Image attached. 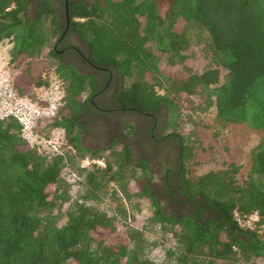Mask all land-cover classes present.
Wrapping results in <instances>:
<instances>
[{"label":"trees","instance_id":"trees-1","mask_svg":"<svg viewBox=\"0 0 264 264\" xmlns=\"http://www.w3.org/2000/svg\"><path fill=\"white\" fill-rule=\"evenodd\" d=\"M26 2L0 0V41L10 42L9 61L20 67L13 88L23 96L34 87L49 85L44 77L48 66L41 58L48 47L66 113H57L44 125L60 128L73 151L41 154L28 143L16 117H0V264H154L148 257L150 245L159 241L154 236L147 239L145 232L172 241L161 264H211L231 258L234 246L244 257L264 260V239L233 219L234 209L244 218L257 213V225L264 226V0H172L164 16L157 0H84L70 6V28L90 59L114 70L123 83L113 97L117 109L150 113L163 107L169 122L180 126L177 99L197 94L204 99L199 102L203 110L213 108L222 125L244 123L263 131L252 154L250 180L243 186L226 169L188 178L184 161L189 147L175 130L165 135L180 145L178 163L164 165L162 171L174 180L169 184L171 202L192 207L181 216L164 211L150 177L139 180L138 172L153 174V168L144 160L133 162L127 142L114 137L117 146L111 150L112 145L93 150L81 144L77 118L88 100L82 95H92L97 79L55 60L50 36L61 28L52 3L43 0L35 16L26 17ZM199 46L208 60L201 72L186 75L176 70L166 75L170 66L183 63ZM162 77L170 81L177 101L156 92ZM125 127L134 131L130 123ZM87 156L103 157L105 166H81L77 160ZM127 172L147 199L150 218L140 227L126 225L114 237L112 218L92 203H102L97 190L102 180L115 181L118 187L110 190L108 203L115 201L116 213H122L119 193H128ZM73 185L78 188L76 196L59 225L53 204L57 198L69 200L66 191L59 194ZM166 224L172 226L169 235L159 231Z\"/></svg>","mask_w":264,"mask_h":264},{"label":"rangeland","instance_id":"rangeland-1","mask_svg":"<svg viewBox=\"0 0 264 264\" xmlns=\"http://www.w3.org/2000/svg\"><path fill=\"white\" fill-rule=\"evenodd\" d=\"M171 2L172 0H157L159 14L164 16L171 6ZM27 16L30 15L27 14ZM55 36L56 35L50 36L51 43ZM202 44L203 43L200 45ZM196 45L197 44H195V46ZM9 47L10 42L7 40L0 41V117L11 112L23 114V117L28 118L27 121L33 125V131H30L31 129L24 130L28 143L31 146H36L37 151L40 150L41 152V150H43V153L49 154L51 153V144H49L48 141L52 143L61 140L63 131L52 125L44 126V123L57 113H66L65 109L61 108L63 91L61 81L53 72L54 61L47 54L48 47H44L41 52V58L45 61V65L48 66L47 73L44 77L48 80L49 85L47 87H34L29 91V95L20 96L13 88L14 78L20 71V67H16L10 63L8 53ZM201 49L200 46L197 47L194 54L191 56L188 54V57L183 60V63L170 66L166 75L169 77V75L176 70L186 75L201 72V70L208 65V60ZM159 80L161 83L155 86L156 92L159 94H167L169 98H174L175 101L178 100L176 102L177 111L179 112L178 120L181 121L180 126L176 124L177 122L170 123V114L163 108L164 113L162 114L164 119L163 122L160 123L159 130L162 135H167L175 130L181 135L183 144L189 147L188 150L190 151L185 155L186 159L184 161L186 176L196 180V178L200 177L206 171L226 169L227 174L231 176L237 185L243 186L245 182H249L252 154L262 140L263 131L251 129L244 123H224L222 125L215 119L213 108L203 110V104L199 103H203L204 101L201 96L197 94H192L190 96L181 95L180 99L176 100V95L173 90H170V81L165 80L163 77ZM121 82L122 81L119 79V87L123 84ZM85 95L86 93H83L82 96L84 97ZM126 130L129 133L131 131L129 127H126ZM107 146L108 148L111 146L110 150L117 146L115 138H110L109 144L102 146L101 149L103 148L105 150ZM61 147L62 149L65 148L63 145H61ZM101 153L107 154L109 150L102 151ZM80 160L81 159L77 160L79 164ZM128 174L129 172L126 174L128 193H119L120 202L124 206L122 213H116V209L114 208L115 201H113L111 205L108 203V194L110 190L118 187L115 181H109L108 179L102 180L97 188V190L101 191L100 200L102 203H92L97 206L100 211L112 218L116 227V232L112 234L114 237L119 235L126 225L140 227L150 218L151 210L148 209L149 203L146 198L139 194V189L136 188V180L134 178H128ZM138 174L139 180L150 177V181H155L158 177L155 174H150V172H144L143 174L138 172ZM71 189H61L62 192L59 194L63 195L66 191L67 195L70 194L71 198H69V200L68 198L62 200L61 197L57 198L59 202L55 201L53 204L54 206L51 211L53 215L56 216L59 225L65 220V211L72 204L73 194L78 190L77 185ZM83 190L84 189H82L81 192H83ZM183 210L185 209L183 208ZM131 214H133L134 219L131 218ZM258 221L252 224L251 228L247 226L242 227L251 230L255 229L257 235L264 239V226L257 225ZM160 230L165 235H169L172 231V226L167 224L160 225L159 231ZM144 234L147 239H151L154 236V239L159 241L156 245L150 242L152 243L150 246L153 248L148 257L154 264H161V260L165 257V248L170 247L169 244H172V241H167L166 243V241L162 240L158 235L155 237V235L149 234V232H145ZM233 251L236 252L231 255V258L216 260L211 264H264V260L259 257H244L239 248ZM164 264L176 263L167 262Z\"/></svg>","mask_w":264,"mask_h":264},{"label":"flooded vegetation","instance_id":"flooded-vegetation-1","mask_svg":"<svg viewBox=\"0 0 264 264\" xmlns=\"http://www.w3.org/2000/svg\"><path fill=\"white\" fill-rule=\"evenodd\" d=\"M42 1L27 0L25 16H35L36 8ZM47 1L52 3L58 19V26L61 28V32L54 37L51 46L56 53L55 60L69 64L80 72L90 73L97 79V86L92 95L86 93L83 97H88V100L77 118L79 122L78 139L81 144L96 150L108 145L110 138L119 137L120 141L128 143L132 151V161L144 160L153 168V174L158 176L155 181H149V184L164 211L170 216H181L191 212L190 205L171 202L173 190L169 184L174 180L170 176L165 175L166 177H164L163 175L164 165L174 167L178 163L180 150L179 142L174 137L160 135V123L164 119L163 107L150 113L127 112L117 109L113 101V97L119 89L117 73L114 70L110 71L107 67H99L94 64L90 59L87 47L70 28V6L74 2L84 0ZM126 123L132 124L134 131L127 132Z\"/></svg>","mask_w":264,"mask_h":264},{"label":"built area","instance_id":"built-area-1","mask_svg":"<svg viewBox=\"0 0 264 264\" xmlns=\"http://www.w3.org/2000/svg\"><path fill=\"white\" fill-rule=\"evenodd\" d=\"M9 114L13 115L14 117H16L18 119V121L22 124L24 130H30L31 129L30 131H33L32 130L33 125L30 124L27 121L28 118L23 117V114H20V113H12V112L9 113ZM24 118H26V119H24ZM48 142H49V144H51L50 145V147H51V150L50 151L52 153H62V151H64L65 149L66 150L69 149V150L73 151V147L70 146V145H68L66 143V141L63 138V135L61 136V140H59V141H55V142H52V143L50 141H48ZM61 145H63L65 148L62 149ZM42 151L43 150H41V152H40V150H38L39 153L44 154ZM80 163H81V166H89V165H96V166H99V167H104L105 166V161H104V158L103 157H94V158L85 157V158H83V159L80 160ZM73 177H75V176H73ZM74 187H75V185H73L72 188H74ZM71 191H72V189H71ZM75 196H76V193L73 194V198ZM233 217H234V219L237 221V223L241 227L242 226H247V227L251 228V225L254 224L256 221H258V215H257V213H252V214H250V215H248V216H246L244 218V217H242L239 214V212H238L237 209H234L233 210ZM234 250H236L235 247H234Z\"/></svg>","mask_w":264,"mask_h":264},{"label":"clouds","instance_id":"clouds-1","mask_svg":"<svg viewBox=\"0 0 264 264\" xmlns=\"http://www.w3.org/2000/svg\"><path fill=\"white\" fill-rule=\"evenodd\" d=\"M236 249H237V247L236 246H234ZM234 247H233V249H234Z\"/></svg>","mask_w":264,"mask_h":264}]
</instances>
